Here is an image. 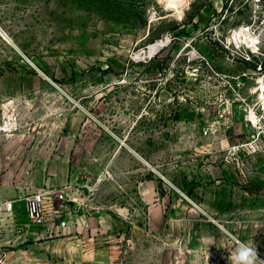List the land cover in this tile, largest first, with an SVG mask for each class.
Here are the masks:
<instances>
[{
    "label": "rangeland",
    "instance_id": "374dc122",
    "mask_svg": "<svg viewBox=\"0 0 264 264\" xmlns=\"http://www.w3.org/2000/svg\"><path fill=\"white\" fill-rule=\"evenodd\" d=\"M263 90L264 0H0V258L264 264ZM46 188L62 217L32 222Z\"/></svg>",
    "mask_w": 264,
    "mask_h": 264
},
{
    "label": "built area",
    "instance_id": "2783aa9c",
    "mask_svg": "<svg viewBox=\"0 0 264 264\" xmlns=\"http://www.w3.org/2000/svg\"><path fill=\"white\" fill-rule=\"evenodd\" d=\"M5 110L8 111L4 113V118H0V134L2 132L12 133V130L16 125V118L13 113L11 105H5ZM21 201L25 205L27 213L31 218L32 222H39L44 217H49L51 219H59L62 217L64 207L67 203V191L63 189H50L46 188L40 191H34L22 195ZM14 208V202L4 201L0 202V211L2 210H12ZM65 222L60 221V226H64ZM0 264H7L4 258H0Z\"/></svg>",
    "mask_w": 264,
    "mask_h": 264
},
{
    "label": "crops",
    "instance_id": "0c3cea01",
    "mask_svg": "<svg viewBox=\"0 0 264 264\" xmlns=\"http://www.w3.org/2000/svg\"><path fill=\"white\" fill-rule=\"evenodd\" d=\"M117 146V145H116ZM114 148V147H113ZM116 149V150H115ZM119 150L117 147L114 148V150L111 151V156L106 160V165L109 166L110 171L112 173V182L117 183L118 182V177L120 176V173H128V167L130 164H132V155L129 153H124L122 155L119 154ZM99 162V160H96ZM103 161L100 160V164L102 166ZM139 164V163H138ZM101 169V168H100ZM144 170L145 166L142 167V175H144ZM141 170L139 169L137 172H140ZM123 186L128 187L131 184H133L132 179H126L125 181L121 182Z\"/></svg>",
    "mask_w": 264,
    "mask_h": 264
},
{
    "label": "clouds",
    "instance_id": "9594fccd",
    "mask_svg": "<svg viewBox=\"0 0 264 264\" xmlns=\"http://www.w3.org/2000/svg\"><path fill=\"white\" fill-rule=\"evenodd\" d=\"M238 256L242 264H255L256 252L251 248L245 247Z\"/></svg>",
    "mask_w": 264,
    "mask_h": 264
},
{
    "label": "bare ground",
    "instance_id": "6f19581e",
    "mask_svg": "<svg viewBox=\"0 0 264 264\" xmlns=\"http://www.w3.org/2000/svg\"><path fill=\"white\" fill-rule=\"evenodd\" d=\"M172 2H173V0H172ZM161 46H162L161 44H155V45L150 46L149 53L151 54L153 52H156L157 50L160 49ZM262 85H263V83H262ZM261 96H262V99L264 100V90H263Z\"/></svg>",
    "mask_w": 264,
    "mask_h": 264
}]
</instances>
